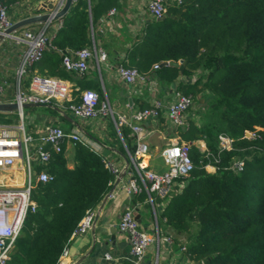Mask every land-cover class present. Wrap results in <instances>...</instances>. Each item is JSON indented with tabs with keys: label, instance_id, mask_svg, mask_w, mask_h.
<instances>
[{
	"label": "trees",
	"instance_id": "trees-1",
	"mask_svg": "<svg viewBox=\"0 0 264 264\" xmlns=\"http://www.w3.org/2000/svg\"><path fill=\"white\" fill-rule=\"evenodd\" d=\"M0 1L8 13L14 6L27 8L26 0ZM120 1L76 0L52 48L35 63L40 70L35 73L53 76L61 71L66 51L91 47L96 41L92 23ZM166 12L175 17L149 18L118 64L165 84L180 74H200L196 83L180 86L192 104L206 97L205 111H197L199 122L186 118L179 132L190 145L194 168L176 179L184 186L171 196L163 217L177 235L186 237L195 264H264V0H183ZM170 60L180 65H168ZM97 88L100 107L104 96L99 83ZM72 98L79 101L80 95ZM70 103L50 102L71 113ZM33 109L25 110L29 114ZM47 109L65 120L52 106ZM110 127L133 153L131 129H116L112 122ZM220 135L231 139L230 149L220 148ZM199 139L206 151L194 144ZM107 157L77 142L41 163L52 179L35 182L36 210L27 213L5 264H59L80 220L96 210L115 178ZM238 161H243L241 170ZM206 164L215 171L207 172Z\"/></svg>",
	"mask_w": 264,
	"mask_h": 264
},
{
	"label": "built area",
	"instance_id": "built-area-1",
	"mask_svg": "<svg viewBox=\"0 0 264 264\" xmlns=\"http://www.w3.org/2000/svg\"><path fill=\"white\" fill-rule=\"evenodd\" d=\"M183 0H148V10L150 16L158 18L164 16L166 9L170 5H179ZM58 6L61 5L59 2ZM28 8V7H27ZM115 9H111L108 14H113ZM7 8L0 1V30L9 26L12 21L8 19ZM48 25L41 29H23L19 34H13L12 38L16 42H25L20 57V68L18 72L24 74L28 72L32 65L41 60L46 49L52 48L51 41L57 31L47 33ZM91 47H84L76 50H69L63 55L62 65L66 71L79 74L87 71L89 61L93 57L97 61L106 59V52L102 48H97L93 43ZM157 67V65L155 66ZM118 76L129 85L145 83L149 77L138 73L136 69L123 65L116 67ZM28 89L18 88L16 98L19 103L35 102L40 104L50 103L56 100L59 103L70 101L68 105L72 115L79 119H90L98 115L106 114L110 107L106 104L99 105V95L95 90L85 89L80 94L79 101H73L70 88L57 77L39 75L32 73L30 76ZM192 104V97L184 94L179 88L173 92V99L167 106V115L175 127L185 124L184 113ZM162 108V103L158 100L152 101L146 108L132 112L130 115H114L111 112L114 125L117 129L121 126H128L136 138V148L133 153L128 152L132 165L137 176L130 177L121 186L124 195L130 198L132 195L141 192L143 188L149 193L166 194L177 178H184L194 168L190 157L189 143L180 140L166 145L161 150V156L167 165L163 172H155L148 169V164L143 157L148 151V145L142 140L141 123L151 117L156 116ZM19 115V114H18ZM21 119L17 124L0 123V264H5L9 258L10 251L14 246L16 237L23 226L28 212H34L37 204L32 197V190L35 182L48 181L52 176L45 170L33 169L32 163H46L54 152H61L65 147L80 142L94 150L99 151L94 142L78 129L66 131L58 124H52L44 129L34 131L26 130L24 114L19 115ZM219 141L224 142V148L230 149L231 139L225 135L219 136ZM141 159H138L140 158ZM107 165L115 173V177L121 170L113 159L107 157ZM18 161L21 167H17ZM19 166V165H18ZM236 168H243V161H238ZM22 170V179H18L16 174ZM34 172V178H33ZM20 181V182H19ZM121 184V183H120ZM119 184V185H120ZM183 187L184 183L181 182ZM95 215V210L88 211L80 220L78 226L72 233V238L82 236L91 228ZM118 228L127 233L130 242V251L136 261H140L148 248L155 242V236L144 230L134 216L133 208L126 205L121 212ZM68 247L61 258L67 255ZM107 258L110 256L107 254ZM60 258V259H61Z\"/></svg>",
	"mask_w": 264,
	"mask_h": 264
},
{
	"label": "crops",
	"instance_id": "crops-1",
	"mask_svg": "<svg viewBox=\"0 0 264 264\" xmlns=\"http://www.w3.org/2000/svg\"><path fill=\"white\" fill-rule=\"evenodd\" d=\"M41 1L46 0H26L24 6L26 7L32 3L36 4ZM124 1L125 0L120 1V6L115 8L113 14L101 16L94 24L92 23V39L93 41L96 40L94 44L97 48H102L106 52V59L97 61V59L93 57L89 61L87 71L82 74L66 71L62 67L61 71L56 72L53 76L62 80L65 85L71 89V96L80 95L87 87L98 91L97 83H99L102 87L103 94L105 96H107V94L112 96L111 102L107 98L106 103L110 107V111L116 116L122 114L130 115L132 112L140 110L147 105L150 106L154 100L160 101L162 103V108L159 110L158 115L145 119L141 125L142 140L148 145V151L144 155L143 160L148 164V169L155 172H163L164 170L160 169L158 165V161L163 160L161 150L168 144L183 140L179 133L180 130L178 129L180 127H175L167 115V106L173 99V92L175 89H180L182 84L196 83L200 74H193L190 77L180 74L177 79L170 84L160 82L157 78H154V76L149 77L145 83L133 85L126 84L118 76L116 67L120 61L125 58L126 49L129 48L131 42L137 38L145 26L146 21L151 18V16L149 13L147 16H145L144 13L143 15L129 13L127 7H125ZM88 2L90 3V0H88ZM128 2L129 0H127L126 3ZM31 13H34V11H31ZM25 15L26 12L24 11L22 14L13 16L11 21L18 20ZM63 17L58 20H53L48 24V34H51L53 31H59L60 25L63 22ZM41 25L40 23H34L21 28L14 34H19L25 28L34 30ZM94 28L97 32L96 37L94 35ZM24 48H26V43L23 41L18 44L15 43V41L12 44H6L5 41H2L0 43V62L3 59L8 61L11 60V69L15 70L19 61V55ZM91 48L93 49V46H91ZM11 55L13 56L10 58ZM42 59L38 62H41ZM35 71L39 72L40 70L35 67L32 73H35ZM0 100L10 101L12 99L0 97ZM31 108L34 109L29 111L27 119L29 126L28 130L31 132L37 129H44L50 122H58L66 131L73 128L77 129L66 120H62L55 116L47 109V105ZM187 118L194 121L196 120V116L194 115H188ZM110 122L114 124L112 116L110 120L106 115H98L94 118L79 120V124L82 127L84 126V129L89 127L91 133L96 136L98 135L96 139L99 137H101V139H106L108 145L120 151L122 147L125 154H128L129 151L127 150L128 148L125 142L120 135L113 134ZM64 123L66 126H63ZM128 137L130 147L135 148L137 144L136 138L132 137L131 133ZM89 138L97 147L98 145L100 146V152L113 159L119 167L122 168L124 166L125 162L121 155L103 147L96 139L92 137ZM193 142L202 151L207 150L204 140L199 139ZM223 144L225 143L219 141L221 149L224 148ZM69 147L70 146H67L65 148ZM138 159H141V157ZM34 165L35 170L38 171L41 164L34 162ZM205 169L207 172L213 173L215 171V166L206 164ZM135 175L137 176V173L131 163L127 174L120 182L121 184L117 186L114 195L108 199L100 213L95 226L97 241L93 252L80 264H195L190 256L191 254L187 250L188 241L186 237L177 235L176 232L169 227L163 217V212L171 196L181 191L183 188L180 186L181 184L175 180V183L170 187L167 193L163 195L156 192L149 193L143 188L141 192L128 198L122 192L121 186L130 177ZM126 205H130L133 208L134 216L140 226L155 236V242L148 248L143 258L138 262L130 251L128 234L120 231L118 228L121 212ZM159 216H161V220H159ZM110 227L114 228L113 231L110 230ZM92 237L93 233L90 228L89 231L82 236L72 238L68 246L67 255L60 259L59 264H71L83 255L91 246ZM107 254L110 256L109 258L106 257Z\"/></svg>",
	"mask_w": 264,
	"mask_h": 264
},
{
	"label": "water",
	"instance_id": "water-1",
	"mask_svg": "<svg viewBox=\"0 0 264 264\" xmlns=\"http://www.w3.org/2000/svg\"><path fill=\"white\" fill-rule=\"evenodd\" d=\"M61 3L60 6H58V3ZM76 3V0H46L32 3L28 5L25 10L26 15L21 17L18 20L12 21V23L0 30V43L7 37H12V35L20 30L21 28H24L28 25L34 24V23H40L42 25H48L53 20H58L61 17L65 16L69 13L72 6ZM31 11H34V13H31ZM175 17L173 14L166 12L164 16L156 18L157 20H162L165 17ZM179 21H181V18H178ZM164 63L161 64V66ZM168 65L171 66H179L180 62L170 60L167 62ZM52 106L67 122L71 123L73 126H75L77 129L81 130L83 134L87 135L88 137H92L91 134H89L86 130L83 129V127L79 124L77 120H75L69 113L65 112L62 108H60L57 105H52L50 103L40 104L35 102H22L19 103L18 98H15L14 100L10 101H3L0 100V113L2 112H13L16 111L20 116L24 114V109L29 107H40V106ZM246 135H249L248 132H246ZM93 138V137H92ZM96 139V138H94ZM97 140V139H96ZM98 141V140H97ZM101 144V143H100ZM103 147L107 148L108 150L115 152L119 155H121L124 159V166L121 168L117 176L114 178L110 188L105 193L104 197L100 201L98 207L95 210V215L91 224V231L93 233L92 237V244L89 247V249L81 255L78 259H76L71 264H80L83 260H85L94 250L95 243L97 241L96 235H95V226L99 219L100 213L102 209L104 208L106 202L108 199L114 195V191L117 188V186L120 184L121 180L124 178V176L127 174V171L131 165V160L129 158L128 154H125L118 150L117 148L101 144ZM113 227H110V230L113 231Z\"/></svg>",
	"mask_w": 264,
	"mask_h": 264
},
{
	"label": "rangeland",
	"instance_id": "rangeland-1",
	"mask_svg": "<svg viewBox=\"0 0 264 264\" xmlns=\"http://www.w3.org/2000/svg\"><path fill=\"white\" fill-rule=\"evenodd\" d=\"M126 2H127V0L124 1L125 7H127V11L129 13H135V14H139V15H143V13H144L145 16L148 15V13H149L148 5H147L148 4V0H129L128 3H126ZM20 10H21V8H19L17 6H14L13 9L11 11H9L8 16L10 18L12 16V18H13V16L17 15V13L24 12L23 10H21V11ZM10 18H8V19H10ZM41 26H43V25H41ZM41 26L39 28L34 29V30L41 29L42 28ZM3 41H5L6 44H9V43L12 44L14 41H15V43L18 44V42H16L15 39H12V38H9V37L5 38ZM23 50L21 51V53L19 55V61H18L17 65H16V67H15V70L11 69L12 68L11 67L12 66V61L11 60L8 61L6 59H3L0 62V93H2V91H3V93L0 94V97H4V98H7V99L9 98V99L14 100L15 95L17 94V91H18L19 87L23 88L24 90L28 89V85H29V82L31 80L30 79V75L32 73V70L30 69L28 72H25L24 74H20L18 72V70L20 68V57H21V54H22ZM13 55H11L10 58ZM36 63H38V62H36ZM35 66H37V64H35L33 67H35ZM103 96H104L103 99L100 100V105L106 104L107 98L111 102L112 96H110L108 94H107V96H105L103 94ZM200 96H201V94L197 95V97H200ZM203 99L205 100V97ZM204 100H201L200 103H197V104H194V103L191 104V106L188 108V110L184 113L185 117L187 118L188 115H194V116H196V121L198 123L200 115L197 113V111L198 110H200L202 112L205 111ZM25 109L23 111V112H25L24 114H25V117H26V119H24V123H25L26 130H28V128H29L28 123H27L28 122V120H27L28 119V117H27L28 116V112ZM16 113H17L16 111L0 113V123L17 124L19 122V119L16 116ZM67 113H69V112L67 111ZM70 115L75 120H77L79 122V120H80L79 118L74 117L71 113H70ZM101 115H103V113ZM105 115H107V117L109 119H111V111L110 110H107ZM52 124L60 125L59 123L50 122L46 126H49V125H52ZM63 126H66V124L64 123ZM178 129L180 130L181 127L178 128ZM84 130H86L89 134H91V136L93 138H97L98 135L96 136L93 133H91L89 127H86V129H84ZM18 163H20V164H16V166L17 167H21V165H22L21 162L18 161ZM158 165H159L160 169L166 170V168H167V165L164 164L163 160H161V161L159 160L158 161ZM32 166H33V169H35L34 163H32ZM22 173H23L22 170H18V173L16 174V176L18 177V179L20 181L22 179ZM33 178H34V172H33ZM159 220H161V216H159Z\"/></svg>",
	"mask_w": 264,
	"mask_h": 264
}]
</instances>
